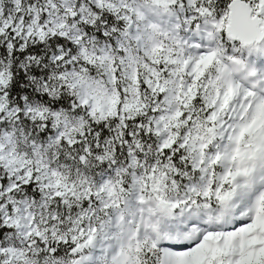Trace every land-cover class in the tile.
Returning <instances> with one entry per match:
<instances>
[{
    "label": "snow or ice",
    "instance_id": "snow-or-ice-1",
    "mask_svg": "<svg viewBox=\"0 0 264 264\" xmlns=\"http://www.w3.org/2000/svg\"><path fill=\"white\" fill-rule=\"evenodd\" d=\"M0 264H264V0H0Z\"/></svg>",
    "mask_w": 264,
    "mask_h": 264
}]
</instances>
